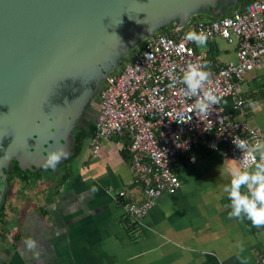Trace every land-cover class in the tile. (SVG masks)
<instances>
[{"label":"crops","instance_id":"obj_1","mask_svg":"<svg viewBox=\"0 0 264 264\" xmlns=\"http://www.w3.org/2000/svg\"><path fill=\"white\" fill-rule=\"evenodd\" d=\"M200 54L219 63L236 59H224L227 52L219 57L213 48ZM241 96L248 106L244 121L264 134V56L245 75ZM249 101L258 107L253 110ZM223 103L231 111L230 101ZM123 151H128L125 137L101 140L95 154L89 145L82 153L78 145L76 160L65 161L60 173L30 181L25 193L15 191L14 222L0 239V264H259L264 228L228 215L223 187L232 160L202 145L193 164L179 156L174 168L179 188L161 194L131 236L122 202L141 198ZM120 191L122 199L116 197ZM28 237L37 241L39 259L26 249Z\"/></svg>","mask_w":264,"mask_h":264},{"label":"water","instance_id":"obj_2","mask_svg":"<svg viewBox=\"0 0 264 264\" xmlns=\"http://www.w3.org/2000/svg\"><path fill=\"white\" fill-rule=\"evenodd\" d=\"M239 1L0 0V204L12 162L36 172L48 153H69L100 82L131 48Z\"/></svg>","mask_w":264,"mask_h":264},{"label":"built area","instance_id":"obj_3","mask_svg":"<svg viewBox=\"0 0 264 264\" xmlns=\"http://www.w3.org/2000/svg\"><path fill=\"white\" fill-rule=\"evenodd\" d=\"M204 31L208 41L219 38L236 48L235 61H207L196 44L184 39L190 31ZM264 56V0H251L229 16L170 28L142 42L129 61L103 82L89 146L98 151L103 139L126 138L130 168L139 187L140 201H123L128 226L138 225L163 193L180 186L174 171L177 158L195 162V151H217L230 160L242 158L245 149L233 144L240 137L254 144L264 139L259 128L247 125L248 106L241 96L245 75L260 65ZM189 63L207 64L212 72L208 87L219 103L208 120L199 119L189 108V98L179 82ZM229 100L231 112L223 102ZM191 117V119H190ZM123 191L116 197L122 199ZM264 264V252L259 255Z\"/></svg>","mask_w":264,"mask_h":264},{"label":"clouds","instance_id":"obj_4","mask_svg":"<svg viewBox=\"0 0 264 264\" xmlns=\"http://www.w3.org/2000/svg\"><path fill=\"white\" fill-rule=\"evenodd\" d=\"M209 34L203 30L188 32L184 39L195 43L198 47L207 44ZM207 64L189 63L183 70L179 82L185 86L183 91L189 98H194L189 111L199 118L208 120L214 107L220 102L215 91L208 87L211 84L212 72ZM249 106L255 110L258 105L249 101ZM191 119V117H190ZM233 144L238 149H245L239 163L232 160V167H226L230 177L229 183L224 185L223 192L227 194L230 201L228 207L229 218L250 221L257 229L264 228V139H257L254 144L249 145L248 141L240 137H233ZM67 156L64 147H60L48 153L44 166L55 168ZM25 247L31 251L35 258L39 259L40 253L36 251L37 241L31 237L24 240Z\"/></svg>","mask_w":264,"mask_h":264},{"label":"rangeland","instance_id":"obj_5","mask_svg":"<svg viewBox=\"0 0 264 264\" xmlns=\"http://www.w3.org/2000/svg\"><path fill=\"white\" fill-rule=\"evenodd\" d=\"M245 1L246 0H240L235 6H230V7L226 8L225 12L223 13V15L221 17L229 16L233 12H235L237 10H240ZM215 19H217V18H212V17H210L208 15H195V16L191 17L190 23L203 22V21H211V20H215ZM168 29L169 28H166L165 30L161 29L157 33L166 32ZM141 44L142 43H139L135 47L131 48L127 52V54L124 57H122L120 63L117 65V69H119L120 67H122L125 62H127V61L130 60V58L132 57L133 53L138 48L141 47ZM208 48H213L215 51H217L218 54H219V57L223 56L224 55V52L229 53L230 55L228 57H225L224 58V59H229V60L234 59L232 56H234L235 53H236V48H235V45L234 44H228L224 40L219 39V38H216V39L212 40L211 42H208L203 47H198L196 45V49L200 53H204V51H206ZM102 87H103V82L101 81L100 84H99V86H98V89H97L96 93L92 97V100L90 102L91 103V106L96 107V105L99 103V94H100V90L102 89ZM89 128L91 129L92 126H89L88 127V132L90 130ZM88 135H89L88 133L86 135L84 134V136L81 135V137H80V139L78 141L72 143L73 147H72V149H70V151L68 153V158L70 157L72 151L76 147H78V145L80 146L82 153L85 152V149L89 145ZM71 157L74 158V154H72ZM73 160H76V159L74 158ZM62 167L63 166L60 165V166L55 167L54 169L48 170L47 172L46 171L31 172V174H28L27 175V178L28 179L27 178H21L22 177V174H20L21 172L16 171V172H14L12 174L11 178L14 179L15 183L17 181V185L19 186L20 189L22 188L23 193H25V192L28 191L27 188H25L26 187L25 184H29L30 181H32V180L34 181L37 178H44V179H46V177L48 178V177L51 176V173L52 172H54V173L59 172L60 173L61 170H62ZM12 188L13 189L15 188V184L14 185H11V189Z\"/></svg>","mask_w":264,"mask_h":264},{"label":"trees","instance_id":"obj_6","mask_svg":"<svg viewBox=\"0 0 264 264\" xmlns=\"http://www.w3.org/2000/svg\"><path fill=\"white\" fill-rule=\"evenodd\" d=\"M249 1H251V0H246L244 2V4L247 3V2H249ZM169 30H170V28L166 32H168ZM206 58H208V57H206ZM210 59H212V58H210ZM212 60H214V58ZM223 105L225 106V111L226 112H231L230 111V108H228V106L225 103H223ZM97 107H98V104L96 105V107H91V108L88 109V114H89L88 119L90 121H93L94 122V119H95V116H96V113H97ZM85 128H86V125L83 128V131L84 132H82V133H84L86 135L88 133V129L86 130ZM201 145L204 148V144H201ZM123 156L127 160H129V162L131 163V158L132 157H131V154H130L129 151H123ZM49 169H53V168H44V169L39 170V171H47ZM16 171L21 172L20 173V174H22V177L21 178H27V175L28 174H31V171H28L26 169H23V168L19 167V165L16 164V163H14V162L12 163L11 168H10V170L7 173V176H8L7 177V187H6V190H5V193H4L2 202L0 204V239L1 238H4L5 239V237L10 232V230L12 228V224L14 222L13 219L11 218V216L14 215V213L16 211L15 210L16 209V206H15V203L13 202L14 196H15V193H16L15 191L16 190L22 191V188L20 189L18 185H17L18 187H16L15 189H13V188L11 189V185H14V184L16 185L17 184V181L15 183L14 179L11 178L12 174L14 172H16ZM27 185L28 184H25V186H27ZM22 193H23V191L21 192V194ZM9 194H11V195H9ZM11 196H13L12 200L10 199ZM7 215L10 216V218H11L10 220L7 219ZM124 226L126 227V229L129 232V234L131 236H134V233H135V231L137 229V225L135 223H131L128 226V219L125 218V220H124ZM17 238H19V234H15L12 237V241L17 242Z\"/></svg>","mask_w":264,"mask_h":264},{"label":"flooded vegetation","instance_id":"obj_7","mask_svg":"<svg viewBox=\"0 0 264 264\" xmlns=\"http://www.w3.org/2000/svg\"><path fill=\"white\" fill-rule=\"evenodd\" d=\"M90 102H91V101H90ZM91 107H93V106H89V107L86 108L87 116H89V114H88V109L91 108ZM92 123H93V121H90V120H89V126H91ZM82 132H84V131H83V130H79V131H78V130H73V132H72V134H71V136H72V137H71V145H72V143L78 141V140L80 139L81 135L84 136V133H82ZM80 133H81V134H80ZM4 145H5V144H4ZM72 154H73V151H72V153H71V155H70L69 158H68V154H67L66 158L63 159V160L61 161V163H60L58 166L62 165L63 163H65V161H68L69 159H70V160L73 159V158L71 157ZM12 163H13V162H12ZM12 163H11V165H12ZM10 168H11V166H10ZM6 187H7V184H6Z\"/></svg>","mask_w":264,"mask_h":264}]
</instances>
